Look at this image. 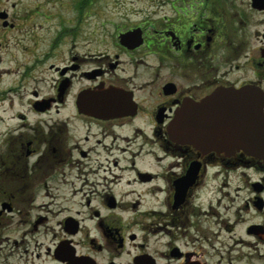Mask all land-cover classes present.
Returning <instances> with one entry per match:
<instances>
[{
    "label": "flooded vegetation",
    "instance_id": "af4514ba",
    "mask_svg": "<svg viewBox=\"0 0 264 264\" xmlns=\"http://www.w3.org/2000/svg\"><path fill=\"white\" fill-rule=\"evenodd\" d=\"M244 87L264 0H0V264H264Z\"/></svg>",
    "mask_w": 264,
    "mask_h": 264
},
{
    "label": "water",
    "instance_id": "95a60500",
    "mask_svg": "<svg viewBox=\"0 0 264 264\" xmlns=\"http://www.w3.org/2000/svg\"><path fill=\"white\" fill-rule=\"evenodd\" d=\"M238 98L244 103L243 119L239 120V126L236 120H231L227 135V144L218 135L220 146L228 149H244L251 155L264 156V98L262 93L254 91L249 87H244L238 91ZM190 111L179 112L176 118L171 121L168 131L170 137L180 138L182 142L190 143L193 135H190Z\"/></svg>",
    "mask_w": 264,
    "mask_h": 264
}]
</instances>
